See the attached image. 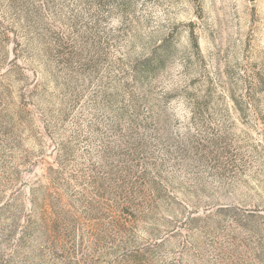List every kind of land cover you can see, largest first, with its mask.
<instances>
[{"label": "rangeland", "instance_id": "1", "mask_svg": "<svg viewBox=\"0 0 264 264\" xmlns=\"http://www.w3.org/2000/svg\"><path fill=\"white\" fill-rule=\"evenodd\" d=\"M0 264H264V0H0Z\"/></svg>", "mask_w": 264, "mask_h": 264}]
</instances>
